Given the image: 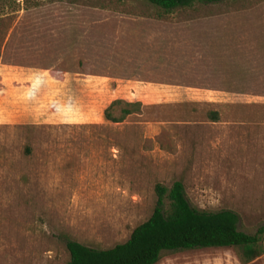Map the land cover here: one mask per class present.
Instances as JSON below:
<instances>
[{
    "label": "rangeland",
    "instance_id": "rangeland-1",
    "mask_svg": "<svg viewBox=\"0 0 264 264\" xmlns=\"http://www.w3.org/2000/svg\"><path fill=\"white\" fill-rule=\"evenodd\" d=\"M0 9V264H63L67 240L124 242L156 183L181 181L191 205L236 212L246 233L264 225V0ZM96 81L105 100L79 111ZM114 100L141 105L114 123ZM155 264H264V252L167 251Z\"/></svg>",
    "mask_w": 264,
    "mask_h": 264
},
{
    "label": "trees",
    "instance_id": "trees-1",
    "mask_svg": "<svg viewBox=\"0 0 264 264\" xmlns=\"http://www.w3.org/2000/svg\"><path fill=\"white\" fill-rule=\"evenodd\" d=\"M15 1L0 0V7L13 5ZM144 1L170 13L197 3L223 0ZM140 105L139 102L114 100L103 115L107 121L121 122L137 112ZM217 118L218 114L213 112L212 121ZM154 192L156 201L152 213L133 228L124 242L100 249L67 240L69 259L63 264H155L167 251L204 248L237 249L239 261L248 263L264 252V225L254 233H246L238 228L239 216L236 212L229 209L208 211L194 207L188 201L181 181H175L169 188L156 183Z\"/></svg>",
    "mask_w": 264,
    "mask_h": 264
},
{
    "label": "crops",
    "instance_id": "crops-1",
    "mask_svg": "<svg viewBox=\"0 0 264 264\" xmlns=\"http://www.w3.org/2000/svg\"><path fill=\"white\" fill-rule=\"evenodd\" d=\"M106 84H107L106 82H102V81L100 82L96 81L95 83L93 82L92 88L89 89L91 97L87 101L88 107L86 109H80L79 111H82V112L90 111V108H95L99 106L100 104H102V102L105 100L104 94L102 93V91L107 89Z\"/></svg>",
    "mask_w": 264,
    "mask_h": 264
}]
</instances>
